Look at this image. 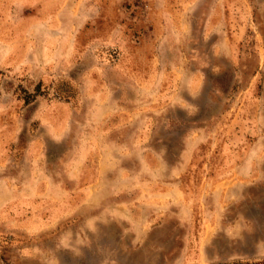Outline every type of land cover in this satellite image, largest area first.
<instances>
[{
  "label": "rangeland",
  "instance_id": "1",
  "mask_svg": "<svg viewBox=\"0 0 264 264\" xmlns=\"http://www.w3.org/2000/svg\"><path fill=\"white\" fill-rule=\"evenodd\" d=\"M264 262V0H0V264Z\"/></svg>",
  "mask_w": 264,
  "mask_h": 264
},
{
  "label": "trees",
  "instance_id": "2",
  "mask_svg": "<svg viewBox=\"0 0 264 264\" xmlns=\"http://www.w3.org/2000/svg\"><path fill=\"white\" fill-rule=\"evenodd\" d=\"M261 264H264V262H261Z\"/></svg>",
  "mask_w": 264,
  "mask_h": 264
}]
</instances>
